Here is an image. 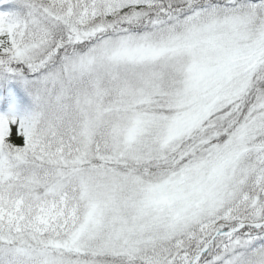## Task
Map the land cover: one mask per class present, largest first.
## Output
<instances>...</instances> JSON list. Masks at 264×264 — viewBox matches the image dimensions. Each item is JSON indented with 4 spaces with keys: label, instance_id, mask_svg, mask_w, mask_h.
<instances>
[{
    "label": "snow or ice",
    "instance_id": "6c2138e0",
    "mask_svg": "<svg viewBox=\"0 0 264 264\" xmlns=\"http://www.w3.org/2000/svg\"><path fill=\"white\" fill-rule=\"evenodd\" d=\"M0 264H264V0H0Z\"/></svg>",
    "mask_w": 264,
    "mask_h": 264
}]
</instances>
